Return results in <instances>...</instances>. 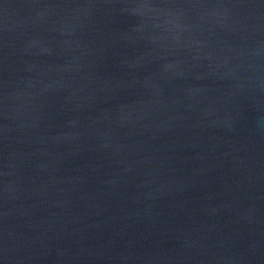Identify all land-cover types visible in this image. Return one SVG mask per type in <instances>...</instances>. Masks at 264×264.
Here are the masks:
<instances>
[{"label": "water", "instance_id": "95a60500", "mask_svg": "<svg viewBox=\"0 0 264 264\" xmlns=\"http://www.w3.org/2000/svg\"><path fill=\"white\" fill-rule=\"evenodd\" d=\"M0 264H264V0H0Z\"/></svg>", "mask_w": 264, "mask_h": 264}]
</instances>
